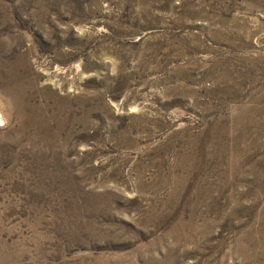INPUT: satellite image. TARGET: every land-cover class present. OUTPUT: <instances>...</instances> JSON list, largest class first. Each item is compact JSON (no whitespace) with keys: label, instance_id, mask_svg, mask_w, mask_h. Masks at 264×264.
Returning a JSON list of instances; mask_svg holds the SVG:
<instances>
[{"label":"rangeland","instance_id":"374dc122","mask_svg":"<svg viewBox=\"0 0 264 264\" xmlns=\"http://www.w3.org/2000/svg\"><path fill=\"white\" fill-rule=\"evenodd\" d=\"M0 264H264V0H0Z\"/></svg>","mask_w":264,"mask_h":264}]
</instances>
